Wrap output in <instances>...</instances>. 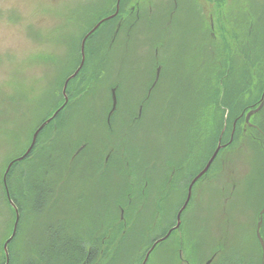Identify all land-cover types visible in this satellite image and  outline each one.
<instances>
[{
  "label": "rangeland",
  "instance_id": "rangeland-1",
  "mask_svg": "<svg viewBox=\"0 0 264 264\" xmlns=\"http://www.w3.org/2000/svg\"><path fill=\"white\" fill-rule=\"evenodd\" d=\"M110 1L111 0H92L95 4H91L90 8H84L85 1L81 2V0H77L74 4L79 5V7L76 8L79 12L75 14V16L80 19L77 20L76 17L75 19L73 18L76 23L74 27V25L71 26V6L73 4L71 0H0V114L7 116L11 114V116L8 117L11 119L8 120L9 122L19 118V110H23L24 108L26 111L28 109V103L23 101V97H18L23 92L31 97L29 106H32V109H40L39 114L36 113L35 110H32L34 111L31 113L33 118L30 117L31 119H25V117H23V124L14 127L15 132L19 135L20 141L22 142L23 140L22 144L26 141V134L29 132V127L32 122L33 124L38 123L37 126H40V118L42 120L45 118L44 116L50 114L57 105L63 104L64 102L63 90H61V87L64 86L66 80L71 76V36L74 37L76 41L78 52L80 49V36L82 35V31L96 19H101L104 17L103 15L110 11L116 0H114V2L111 1L113 3ZM250 4L248 8L250 15L248 14L246 19L244 17L241 18L237 25L241 27L242 31H245L247 28V33L248 26L250 25V34H248V36L252 47L254 43L252 39L255 38L258 41V37H261L259 36L261 33L258 34L259 30L264 32V0H250ZM81 20L83 21V25L80 23ZM105 28H107V26ZM230 29L233 28L230 27ZM88 31L89 28L86 30V33ZM252 32L255 36H252ZM112 34L113 33H111V35ZM238 38L243 41L241 37L238 36ZM262 40L261 42H255L254 45H264V38H262ZM241 43L243 44V42ZM219 45L220 48L216 50L218 56L226 59L230 71L233 66L231 50L221 42ZM108 46L109 44H107L105 48ZM114 48L115 45L112 48V52ZM176 56L179 57V54ZM236 64L238 65H235V69L237 68L238 72L235 79H231V73L229 72L230 79L227 83V101L235 106L253 104L255 101L254 97L258 94L256 89H258L259 86H263L264 83L260 81L253 85L252 81L248 78L249 74L245 71L246 65H239L238 62H236ZM93 67L97 68V66L91 63L90 68ZM216 67L219 66L217 64L204 65L201 80H194L197 85L196 88H193L194 91L202 90L203 87L211 88V86L216 85L214 84L212 76L217 73ZM211 71H213V73H211ZM95 83H97V81ZM218 84H220L219 81L217 82V85ZM239 84L240 86L238 87ZM185 87L186 86H183L179 89L185 90ZM92 90V93L98 92L99 95L101 94L100 86H96V89L92 88ZM219 90H221L220 87ZM11 95H15L12 101L13 111L7 101V98ZM69 98L71 102H73V105L79 104V98ZM185 98V94H183L181 102H183ZM204 100H208L209 103H211L207 91H204ZM100 105L101 103L97 104V106ZM82 107L83 106H77L75 114H72L74 116L71 118L70 105L63 119L58 121L59 128L65 130L63 136H58V131L59 133H61V131H56L57 126L55 125H57V123L51 125L41 136L40 146L36 154L25 163L18 166L16 168V174L13 176L14 185L16 188L18 187V192H21L22 197L20 198L28 207L31 201L29 195L32 193V187L35 184L40 185L44 193L45 191L49 194L51 193L50 196H48V201L45 203L42 216L49 212L52 213L54 207H57L56 209L61 208V211L65 208L72 209L70 216L71 223L66 227V231H68L67 236L70 234L73 235L72 233L81 221L84 223V221L88 219L82 217L81 220L80 215L76 214L71 206L73 202L61 201L60 194L57 198L60 201L54 200L53 197L56 195L54 192L65 182L63 198L80 197V194L83 192L82 189L78 192L80 194H75L73 193L72 185L78 186L79 184V182H74L77 180L73 178V176L76 175L77 169L84 175H86L85 171L89 172V169H85V166H87L86 158L84 159L82 157H87L88 161L92 162V164H90L92 167H95L93 169L91 168V170L96 174L104 170V166H101V164H103L102 162L105 161V156L107 155V153L103 155L100 151V144H102L100 138L103 128L98 127V129H96L91 123L94 117L89 114H84L85 112ZM76 110L78 111L76 112ZM234 113L240 114L237 112ZM176 114L177 116H183L182 121L187 120L189 117V113L182 111ZM247 114L248 111L245 116ZM243 124H245L244 130L246 132V123ZM228 126L230 125L228 124ZM162 128V133H166V131L171 132L167 125ZM90 129L96 130L89 132ZM89 136L94 138L93 140L95 141L93 143H97L94 147H89L85 151L86 153L75 160L74 155L81 148L85 139L89 140ZM240 140L245 142L244 139ZM28 143L29 141L26 142V146ZM157 143L161 145L162 140L156 135V130L146 129L143 134V141L141 140V145H139L142 149L141 151H136L128 144L125 151L123 150L122 153L124 158L123 162L120 163L118 167L116 176L118 182H116V184L109 178H106L108 179L106 183L103 182L104 185L99 183V179L98 181L95 180L93 182L94 184H90L89 181L85 183L91 190L89 194L92 195L93 193L96 196L95 199L98 200L96 207L100 209V211H106L108 213L106 215L107 219H109V215L114 217L110 224L114 232L117 230L123 233L127 222L128 226L131 224L135 229L148 226L147 232L138 234L133 232V228H127V232H132L133 236L130 237L132 234L129 233L128 236L130 238L125 237L123 239L122 234H120L121 232L111 235V233L108 232L109 223L104 222L107 227L105 228V232L110 234L109 236H111L112 239H119L118 241L120 242L123 240L125 243L129 241V245L133 247L131 249H125V257L119 264H127L126 262H129V264H141L140 257L138 256L147 255L146 249L152 248L153 241L164 236L170 227L177 225V216L187 200L188 193L186 191L182 192L181 195L171 191L172 194H166L167 204H165L162 209L159 210L156 206L153 208L151 189L145 183L150 178H148V176L149 172L151 174L153 166L159 168L161 164L158 162L159 157L155 158L157 161L148 160L149 149L152 150L154 146H156V154L159 155L163 153L162 150H159L162 146H157ZM238 146H240V149ZM241 146L242 145H239V143H235V145L231 147V149H234L236 155L234 162L230 164L233 169V175H231L230 170L225 169L222 175L219 176L218 179H214L212 183H202L200 185V190H202L200 200L195 201L194 199V202L182 213L180 233L188 240L187 245H185L184 248H180L181 250L179 253L178 251L172 253L166 252V250H169L167 247H165L164 250L163 248H159L161 247L159 246L155 252L151 254L147 264H184L182 259L191 258L193 261V258L190 257V252L193 250L198 263L199 259H202V264H204L217 249L214 248L212 251V247L217 244L216 239L223 232H228L229 235L226 243L229 244L231 252L229 254L226 251L228 255L235 254L237 247H244L247 249L248 255L261 256V258H263L262 248H260V243L256 237V228L257 217L262 209L261 204L264 202V151L259 149L256 153H250L251 145H249V147L242 146V148ZM215 148L216 143L214 145V149ZM17 150L18 149H14L13 146L10 145H5L1 148L0 163L3 164L8 161L7 159ZM117 152L119 153L118 149ZM207 152H205V156ZM209 153H212L211 150ZM125 157H128L130 160H125ZM95 159H99L98 163ZM221 163L222 162H220V164ZM110 166L111 164L108 168ZM0 170H2V168H0ZM136 172H140L141 176L135 178ZM140 173L138 174L140 175ZM103 174L105 173L103 172ZM231 180L235 181L236 187L234 195L232 193L233 181L229 182ZM137 185L138 187H136ZM100 186H104V190L103 188L99 190ZM109 191L113 192V196L110 199L108 198ZM231 195H233V198L230 202L234 200L235 202L231 204L223 203L226 199H229ZM114 196H116V200ZM149 200H152L151 203ZM21 212H25V215L29 213L27 211ZM95 212V206H93L91 212L93 218L95 217ZM225 212L227 213L226 216L230 218V228L226 226L227 222L222 218ZM21 214L22 213H20V215ZM159 214L161 216L160 222L156 221L158 219L157 215L159 217ZM49 216L50 215H47L45 218L42 217L38 219H33L32 217L27 218V220L39 228H42L50 222L55 223L56 221V223H58L59 220L66 218L53 219ZM247 216L251 217L250 222ZM121 221L122 224H119ZM115 223L116 227L114 226ZM84 232L85 235H88V230ZM135 245H137V248L134 247ZM138 245L141 250L138 249ZM191 247H193V250ZM108 254L114 256V254L106 252L105 258H100L95 264H109ZM226 258L227 257L222 254L217 257L214 264H222Z\"/></svg>",
  "mask_w": 264,
  "mask_h": 264
},
{
  "label": "flooded vegetation",
  "instance_id": "flooded-vegetation-1",
  "mask_svg": "<svg viewBox=\"0 0 264 264\" xmlns=\"http://www.w3.org/2000/svg\"><path fill=\"white\" fill-rule=\"evenodd\" d=\"M71 1L73 2L71 26L74 25L75 27L74 19L75 14L79 12L76 9L79 5L74 4L77 0ZM84 1V8H90L92 0H81V2ZM117 1L108 15L96 20L95 23H91L86 28L84 26V30L89 28V31L81 39L78 52L76 41L71 36V76L77 72L82 64V42L84 38L101 21L116 14ZM250 5V0H121L117 16L104 21L86 40L84 64L74 78L78 79V86L73 95L71 94V96L75 95L80 99L79 104L73 105L71 102V118L74 116L72 114H75L76 107L83 106L84 114L94 117V120L91 121L94 127L96 129L98 127L103 128L100 138L102 140L100 151L103 155L107 153L105 161L101 164L104 166V170L96 174L93 173L91 168L93 169L95 166L92 167V162L88 161L87 157L85 159L87 162L85 169H89V172L85 171V177L90 184L95 180L98 181V179L100 184L106 183L108 180L106 178L112 179V182L116 184L118 182L116 177L118 167L124 158L123 150L125 151L128 144L136 151H141L139 145H141V140L143 141V134L146 129L156 130V135L162 140V144L157 143V146H162L159 150L163 151L162 154H156L157 150L154 146L148 152L149 161L159 157L158 162L161 163L159 168L153 166L151 174L149 172L148 178H150L145 183L151 189L153 201H149L150 203L152 201L153 208L156 206L157 209H162L167 204L166 194H172L171 191L180 195L185 191L188 193L193 180L206 168L215 153L221 135L222 148L206 174L193 185L187 208L194 202V199L195 201L200 200L202 192L200 185L202 183H212L214 179H218L222 175L225 169L230 170L231 175H233L230 164L236 158L234 149H231L235 145L236 122L233 124L230 137H226V131L229 129L227 122L222 132H219L220 112L224 109L227 113L246 114L247 108L253 104L235 106L227 101V83L230 77L226 74L222 75L220 69L225 71L228 62L225 58H220L216 50L220 48V42L231 50V56H233L232 70L235 65H238L236 62L239 65H246V69L250 68L249 61L252 51L248 36L250 25L248 26V33L247 28L242 31L241 27L237 25L241 18L246 19L248 14L250 15L248 12ZM80 23L83 25L82 20ZM106 26L107 28H105ZM118 27L119 30L116 34ZM111 33L113 34L111 35ZM237 35L243 41L239 40ZM107 44L109 46L103 51ZM114 45L115 48L112 52ZM207 49L213 51L212 58L203 57L204 50ZM177 54L179 57L176 56ZM91 63L97 68H90ZM77 64L78 67H76ZM205 64H217L219 66L215 69L220 72L212 75L216 85L194 91L193 88L197 86L194 80H201ZM98 68L101 73H96ZM231 77L232 80L235 79L234 74ZM222 78H225V83H223ZM96 81L97 83H95ZM218 81L224 85L222 105L219 99L221 95L220 84L217 85ZM96 86L101 87L100 95L98 92L92 93V88L96 89ZM183 86H186L185 90H180L179 88ZM204 91L208 92L211 103L204 100ZM183 94L186 98L181 102ZM114 96H116V105ZM98 103L101 105L97 106ZM226 104L227 106H225ZM180 111L189 113L187 120L182 121L183 116H177L176 113H180ZM245 123L246 127L250 124L246 121ZM165 125L169 126L171 130V132L166 131L168 137L166 133L161 132ZM96 129H90L89 132ZM88 139H85L81 146L82 151L79 152L80 148L74 158L79 157L85 149L94 147L97 143H93L95 140L90 136ZM215 143L216 148L214 149ZM210 150L211 154L209 153ZM205 152H207L206 156ZM98 160H96L97 163ZM125 160L130 159L125 157ZM110 164L111 166L108 168ZM138 173L136 172L135 178L141 176V173L140 175ZM75 174V176L82 177L79 169ZM234 180L229 181H233L234 184L233 195L236 187ZM103 187L100 186L99 190H102ZM233 195L229 196V199L223 203H234L235 200L230 202ZM260 212L257 217V225L260 220ZM226 215L225 212L222 218L227 222L226 226L230 228V218ZM157 218L156 221L160 222V214L159 217L157 215ZM247 219L250 222L251 217L247 216ZM174 227L176 225L170 227L164 236L153 241L150 256L159 246L164 250L167 247L169 250L166 252L178 251L179 253L180 248L187 245L188 240L185 239L184 235H181L180 228L173 230ZM105 228H107L106 224L101 222L93 235H89V238L92 237L95 243L101 242L99 251L101 258H105L107 250L108 234L105 232ZM262 228L261 234L264 238V217ZM171 230L173 231L168 235ZM132 236L133 234L130 237ZM228 236V232L219 235L216 239L217 244L212 247V251L214 248L217 249L204 264H214L217 257L222 254L225 257L230 256L227 254L231 252L229 244L226 243ZM94 247L90 243L87 251L91 254ZM191 248L193 250V247ZM95 252L97 251L95 250ZM190 254L194 262L191 258L182 259L184 264L203 263L202 259H199L198 263L194 250Z\"/></svg>",
  "mask_w": 264,
  "mask_h": 264
},
{
  "label": "trees",
  "instance_id": "trees-1",
  "mask_svg": "<svg viewBox=\"0 0 264 264\" xmlns=\"http://www.w3.org/2000/svg\"><path fill=\"white\" fill-rule=\"evenodd\" d=\"M111 1L114 2V0H111ZM113 2H111V3H113ZM115 3H116V1H115ZM94 4H95V2L94 3L92 2V5H94ZM108 13L103 15V16L108 15ZM76 19L78 20L80 18L76 17ZM95 21L93 23H95ZM107 24H110V23H107ZM85 33H86V30H83L82 35L80 36V40L85 36ZM259 33H261L259 35L261 37H258V39H259L258 41L255 38H253L252 41L254 43L263 41L262 38H264V32L262 30H259L258 34ZM252 36H255V34L253 33ZM93 37H91V38H93ZM254 43H253L252 49H251L252 51H251V58H250V63H249L250 68L245 70L249 74L248 78L252 81L253 85L256 84L257 82H260V81H262L264 83V45H262V44L254 45ZM105 49L106 48L104 47V50ZM203 57L204 58H212L213 57V51L211 49L204 50ZM77 66H78V64H77ZM236 69L235 68L233 70L230 69V71H229V64H228L227 66H225V71H222V69H220V71H221L222 75L226 74L229 76V72L231 73V75H233L235 73ZM213 70H214V68H213ZM218 71H217V73H218ZM96 73H101L99 71V68H98V71H96ZM211 73H213V71H211ZM222 79H223V83H225V78H222ZM222 79H221V81H222ZM77 82H78L77 78L74 79L72 82L70 81L68 89H67V95H68V97H71L72 99H73V97H76L75 95L71 96V94L73 95V93L76 91V88L78 86ZM242 82H243V80H242ZM240 84L238 85V87L240 86ZM220 89H221L220 90V95H221L220 102L222 105L223 104L222 94H223V90H224V85L221 84V82H220ZM61 90H63V87H61ZM256 91H258L257 92L258 94L255 95V97H254L255 101L253 102V105L251 107L247 108L246 111L256 109L260 105V99H261L263 92H264V84L261 87L259 86V88L256 89ZM13 96H15V95H11L7 98L8 104L10 105L12 111L14 109L13 104H12V101L14 100ZM18 97H23V101H26V103H28L27 104L28 109L26 111L24 108H23V110H21V109L19 110L20 111L19 118L9 122L8 120H11V119L8 117H10L11 114H10V116L0 114V149L3 148L5 145H10V146H13L14 149H18L13 154L11 152L12 155L7 159L8 161H6L3 164L0 163V168H2V170H0V264H6L7 263V257H6L5 251H4V246H5L6 242L13 235L14 225H15V221H16V212L10 204V201L8 199L7 192H6V187H5L4 181H3L6 169L11 162H14V164H13L10 172L7 175V184H8V188H9L11 198H12L13 202L16 204V206L18 207L19 212L22 214L20 215V222L18 225L17 233H16L15 237L13 238V240L9 243V246H8L9 255H10V263L9 264H95V262L101 258L99 255L101 242L97 241L95 243L93 241L92 237L89 238V235H93L95 230L98 229L99 224L101 222H105V223L108 222L109 223L108 232H110L111 235L113 233L117 234L118 232H121L120 234H122L123 239L125 237H129L128 236L129 233L133 234L132 232H127V230H128L127 228H130V229L133 228V232H135L136 234L147 232L148 226H146V227L143 226V227H139V229H135L134 227H132L131 224H130V226H128V222L126 223V228L124 229L123 233H122V231H117V230L114 232L113 227L110 226L112 219H114V217L109 215L108 216L109 219H107L106 215L108 213L106 211L102 212V211H100V209H98L96 207V204H98V200L95 199L96 196L93 193H92V195L89 194V193H91V190L88 188L87 185H85V183L87 182L88 179L85 177L84 174H81L82 175L81 178H77L78 176L77 177L73 176V178H75L74 180H77L74 182H79V184H78V186L72 185V190H73V193L80 194L78 192H80L82 189L83 192H82V194H80V197L79 196L71 197V198L66 197L64 199L63 196H64V190H65V186H64L65 182H63L62 185L58 189H56V192H54V193H56V195L53 197V199L56 201H60V200L63 202H71L72 201L73 203L71 204V206H72L73 210L75 211V213L80 215L81 220H82V217H85L88 219V220H85L84 223L81 221V223L78 225L77 228H75V231L72 233L73 235L70 234L69 236H67L68 231H66L67 225H69V223H71L70 222L71 221L70 216H71L72 209L65 208L64 210L61 211L60 210L61 208L56 209L57 207H54L52 210V213L49 212V213L45 214L44 216H42L43 215L42 212H43V209L45 207V203H46V201H48V199H49L48 196H50L51 193L49 194L46 191L44 193V191L40 187V185L35 184L32 187L33 188L32 193L29 195V198L31 199V201L29 200L30 205H29V207L25 205V202L23 200H21V198H20V197H22L21 192H18V187L16 188V186L14 185V181H13V179H14L13 176L16 174V168L18 166H20L21 164L25 163L26 161H28L32 156H34L36 154V152L38 151L37 149L40 146L41 136L45 133V131L49 127H51V125L57 123V125H55V126H57L56 131L57 130L61 131V133H59V131H58V134H59L58 136H63V132L65 130L62 128H59V122L58 121L62 120L63 117L65 116V114L68 112V109L71 105V100L69 98V103L64 108H62V106L64 105V102L62 101L63 104L61 103V104L57 105L54 108V110L51 111L50 114H47L46 116H44L45 118H43L42 120L40 118L39 122L42 125L45 121L50 119L55 114V112H57L59 109L62 108L60 110L59 114L57 115V117L55 119H53L40 132L38 139H37V143H36L35 147L33 148V150L31 151L30 155L27 158H25L22 162H18L17 159L19 157H22L26 153V151L28 150V148L31 145L34 133L41 126V125L37 126L38 123L33 124V122H32L31 126L29 127V132H27V134H26V141H25V143L22 144L23 140H22V142L20 141L19 135L17 132H15L14 127L20 126L23 124L22 123L23 117H25V119L33 118L31 113L34 111H32V110H35L36 113L39 114L40 109H35V108L32 109V106H29V104L31 103L30 102L31 97L28 96L27 94H25L24 92L21 93V95ZM63 99H64V97H63ZM225 106H227V104ZM231 114H235V115H231ZM226 122L230 125L228 131H226V134H225L226 137H230V135L233 131L232 130L233 124L236 122V129H235V133H234L235 143H239V145H242L245 147L246 146L249 147V145H251L252 151L250 150V153H253V152L256 153L259 151V149L261 151L262 150L264 151V108L251 118L250 122L253 125L257 126V128H255V126L254 127H252V126L248 127L247 126L246 127L247 130L245 132V130H244L245 124H243V123H245V114H241V113L240 114H236V113H229L228 114L227 111L223 109L220 112V130H219L220 133L222 132ZM241 124H243V125H241ZM240 139H244L245 142H243V140H240ZM28 141H29V143L26 146V142H28ZM247 144H249V145H247ZM242 146H241V148H242ZM238 148L240 149V146H238ZM243 149H244V147H243ZM86 150L87 149H85L82 154L86 153L85 152ZM79 157H77V158H79ZM77 158H75V160H77ZM82 158L85 159L86 157H82ZM7 163H8V165H7ZM258 179H259V177H258ZM136 187H138V185ZM46 193H48V194H46ZM59 194L61 197L60 200L57 199ZM112 196H113V192L109 191L108 198L110 199ZM114 199L116 200V196H114ZM93 206H95V211H96L94 218L91 214V212L93 210ZM263 207H264V202L261 204V208H263ZM21 211H27L29 213L25 215V212L23 213ZM47 215H50L49 217L53 218V219H59V218H63V217H66V218L59 220L58 223H56V221H55V223L50 222L49 224H46L42 228H39L38 226H36L35 224H33L30 221L28 222V220H27V218H32V217H33V219H38V218H42V217L45 218ZM77 219H79V218H77ZM92 219L95 221H93ZM119 224H122V221ZM55 225H57V226L54 227ZM114 226L116 227V223L114 224ZM86 230H88V232H87L88 235L84 234L85 233L84 231H86ZM262 230H263V228H262ZM40 234H41V236H40ZM109 235L110 234H108V239L106 242V245H107L106 252L114 254V256L108 254V256H109L108 263L109 264H119L120 262L123 261V259L125 257V249L126 248L131 249L133 247H132V245H129V241H127L125 243L122 240L120 242V241H118L119 239H112V237ZM83 236H84V238H83ZM114 240H117V241H114ZM90 243L95 246L94 248H92L91 254L87 251V246H90ZM134 247L137 248V245H135ZM240 248L237 247L236 253L233 254L234 256L233 255L228 256L223 261L222 264H263V258H261V256L257 257L254 255H248L246 248H244V247H242L241 249ZM260 248H261V246H260ZM138 249H139V245H138ZM95 250L97 252H95ZM139 250H141V249H139ZM149 250H150V248L146 249V253H148ZM132 255H133V253H132ZM145 256L146 255L138 256V257H140L141 264H143V262H144L143 260L145 259ZM126 263L129 264V262H126Z\"/></svg>",
  "mask_w": 264,
  "mask_h": 264
},
{
  "label": "water",
  "instance_id": "water-1",
  "mask_svg": "<svg viewBox=\"0 0 264 264\" xmlns=\"http://www.w3.org/2000/svg\"><path fill=\"white\" fill-rule=\"evenodd\" d=\"M120 2H121V0H118V1H117V12H116V14H114L113 16H111V17H109V18H107V19L101 21V22H100V23H99V24H98L93 30H91V31L88 33V35L84 38V40H83V42H82V54H83L82 64H81L80 68L77 70V72H76L73 76H70V77L66 80V82H65V84H64V87H63V96H64V99H65V103H64V105L62 106V108H64V107L68 104V102H69V98H68V95H67V88H68L69 82L77 76V74L79 73V71L81 70V68H82V66H83V64H84V60H85V43H86V40L88 39V37H89L90 35H92V34H93V33L99 28V26H100L104 21L110 20V19L114 18L115 16H117V14H118V12H119ZM118 30H119V27H118L117 30H116V34H117ZM114 97H115V105H116V96H114ZM263 107H264V92H263L262 98H261V100H260V105H259V107H258L257 109H254V110L250 111V112L246 115V122L249 123L251 117H252L253 115L257 114L260 110H262ZM62 108H61V109H62ZM61 109H59L57 112H55V114H54L50 119H48L47 121H45V122L39 127V129L34 133V135H33V139H32V143H31L29 149L26 151V153H25L22 157H19V158L17 159L18 162L23 161V160H24V159H25V158L31 153V151L33 150V148H34L35 145H36V142H37V139H38V136H39L40 132H41V131H42V130H43V129H44V128H45V127H46V126H47V125L53 120V119H55V118L57 117V115L59 114V112H60ZM221 139H222V135H221V138H220V141H219V145H218V147H217L215 153L213 154L211 160L209 161L208 165L206 166V168H205V169H204V170H203V171H202V172H201V173H200V174H199V175L193 180V182L191 183L190 188H189V191H188V198H187V200H186V203L184 204V206L182 207V209L180 210V212H179V214H178V216H177V225H176V227H174L173 230H178V229L180 228V225H181V215H182V213L185 211V209L187 208L188 203H189V201H190V199H191V195H192V187H193V185L195 184V182H196L199 178H201L204 174H206V172L208 171V169H209L211 163H212V162L214 161V159L217 157L219 151H220L221 148H222V145H221ZM82 149H83V148H81V149L79 150V152L82 151ZM13 164H14V162H11V163L9 164V166L7 167L6 172H5V175H4V180H3V181H4V185H5V187H6V192H7V196H8V199H9V201H10V204H11V206L14 208V210H15V212H16V221H15V225H14L13 235H12L11 238L6 242V244H5V246H4V251H5V254H6V257H7V263H6V264H9V263H10V255H9V249H8V246H9V243H10V242L13 240V238L15 237V235H16V233H17V230H18V225H19V222H20V212H19V210H18V207L16 206V204L13 202V200H12V198H11V195H10V192H9V188H8V184H7V175H8V173L10 172V170H11ZM263 216H264V208L262 209V211H261V213H260V220H259V222H258V226H257V230H256L257 238H258V240L260 241V244H261V247H262V250H263V258H264V239H263V237H262V235H261V228H262V224H263ZM173 230H171V231L168 233V235L171 234V232H172ZM150 253H151V251L146 255L143 264H147L148 259H149V256H150Z\"/></svg>",
  "mask_w": 264,
  "mask_h": 264
},
{
  "label": "bare ground",
  "instance_id": "bare-ground-1",
  "mask_svg": "<svg viewBox=\"0 0 264 264\" xmlns=\"http://www.w3.org/2000/svg\"><path fill=\"white\" fill-rule=\"evenodd\" d=\"M236 71H237V69H236ZM236 71H235V73H234V77H236V76H237V72H238V71H237V72H236Z\"/></svg>",
  "mask_w": 264,
  "mask_h": 264
}]
</instances>
